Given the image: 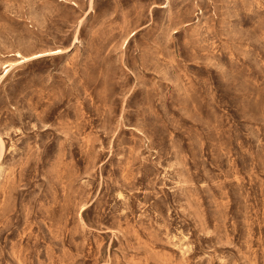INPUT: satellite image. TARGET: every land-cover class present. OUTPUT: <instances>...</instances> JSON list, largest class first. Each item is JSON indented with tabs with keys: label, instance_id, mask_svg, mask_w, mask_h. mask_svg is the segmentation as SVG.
Instances as JSON below:
<instances>
[{
	"label": "rangeland",
	"instance_id": "1",
	"mask_svg": "<svg viewBox=\"0 0 264 264\" xmlns=\"http://www.w3.org/2000/svg\"><path fill=\"white\" fill-rule=\"evenodd\" d=\"M0 264H264V0H0Z\"/></svg>",
	"mask_w": 264,
	"mask_h": 264
},
{
	"label": "bare ground",
	"instance_id": "2",
	"mask_svg": "<svg viewBox=\"0 0 264 264\" xmlns=\"http://www.w3.org/2000/svg\"><path fill=\"white\" fill-rule=\"evenodd\" d=\"M91 4H92V2H91ZM72 5L75 6V7H80L79 4H77L76 2H74ZM1 145H2V144H1ZM3 146H4V145H2V149H3ZM1 156H2V155H1Z\"/></svg>",
	"mask_w": 264,
	"mask_h": 264
}]
</instances>
